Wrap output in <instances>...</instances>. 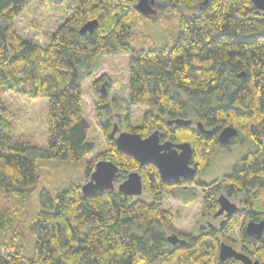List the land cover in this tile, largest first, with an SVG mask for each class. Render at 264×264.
Wrapping results in <instances>:
<instances>
[{"label": "trees", "instance_id": "1", "mask_svg": "<svg viewBox=\"0 0 264 264\" xmlns=\"http://www.w3.org/2000/svg\"><path fill=\"white\" fill-rule=\"evenodd\" d=\"M171 1L170 11L187 12L175 44L135 50V0H81L67 9V20L49 35L45 48L16 30V19L33 0H0V91L46 99L49 110L48 147L41 149L13 137L9 109L0 98V264H234L222 263L219 252L222 242L233 244L230 235L238 227L240 250L264 264V234L257 239L245 229L250 221H264L262 11L252 0H207L201 8L206 0ZM91 20H98V29L93 35L81 34ZM109 55L131 56L129 104L150 108L143 125L130 132L146 138L159 131L163 142L189 143L196 176L178 185L164 183L155 166H142L107 134V150L88 163L83 181L90 180L99 161L109 160L120 168L117 185L139 172L152 202L118 190L85 196L82 182L70 179L55 196L41 194L44 209L31 223V234L20 215L40 183L39 158L80 162L96 150L83 114V84L91 75L85 70ZM176 119L193 124H169ZM198 122L212 136L201 133ZM109 125L102 122L105 130ZM228 126L239 135L221 145L218 137ZM239 141L254 149L231 173L202 184L198 173L210 166L217 149L230 150ZM175 187H200L208 215L218 212L222 194L239 197V210L219 225L200 227L198 235L182 236L165 205ZM27 234L36 237L31 253L25 247ZM172 234L187 244L171 245Z\"/></svg>", "mask_w": 264, "mask_h": 264}, {"label": "rangeland", "instance_id": "2", "mask_svg": "<svg viewBox=\"0 0 264 264\" xmlns=\"http://www.w3.org/2000/svg\"><path fill=\"white\" fill-rule=\"evenodd\" d=\"M137 1L135 0V4ZM80 2L81 0H33L15 21L17 33L26 40H32L45 48L49 42V35L56 32L67 20V9L75 7ZM186 14L187 12L183 10L175 9L170 12L165 11L163 15L152 19L136 11L132 22V47L135 50H152L160 46L174 45L180 31V19ZM131 65L130 55H109L100 57L91 68L85 70L91 75L86 76L83 84V114L91 126L89 141L96 145V150L80 162L39 158L40 183L34 195L24 205L22 203L20 215L31 234V223L36 219L38 212L44 209L40 200L44 191L55 196L56 191L70 179L85 184L83 180L88 163L107 150V134L112 132L113 127L118 125V133H122L130 132L131 128H140L143 125V118L150 108L129 104ZM103 85H105V95L101 92ZM0 98L9 109L13 137L18 141L47 149L48 101L43 98H24L11 91H0ZM102 122H110L108 130L103 128ZM253 149L250 143L240 141L230 150L219 147L210 166L198 173V178L208 183L221 179L231 173L242 157ZM173 192L165 197V205L175 216V229L178 234L198 235L200 227L219 225L222 221V218L205 213L200 187L189 189L175 187ZM141 198L152 202L151 196L145 193ZM2 199L8 200L5 197ZM231 201L239 204V197ZM20 225L21 223H17V226ZM239 232L240 227L230 235L233 244L229 243V245L236 249L240 248L241 243ZM31 234H27L24 240L28 253H31L36 240V237Z\"/></svg>", "mask_w": 264, "mask_h": 264}, {"label": "water", "instance_id": "3", "mask_svg": "<svg viewBox=\"0 0 264 264\" xmlns=\"http://www.w3.org/2000/svg\"><path fill=\"white\" fill-rule=\"evenodd\" d=\"M154 2L155 0H138L134 8L146 17L157 16L158 12L153 7ZM252 3L264 13V0H252ZM262 21L264 22V19ZM98 27V20H91L82 27L80 33L93 35ZM101 92L105 95V85H103ZM169 124L190 126L193 124V120L176 119L169 121ZM197 129L209 136L213 134V131L206 130L201 122L197 123ZM117 132L118 128L115 126L109 135L110 140L116 144L117 148L131 156L142 166H155L159 170L164 183L178 185L196 176V171L191 165L193 150L189 143L163 142L159 131L146 138L132 132H122L117 137ZM238 135L239 132L236 128L228 126L220 133L218 141L221 145H227ZM119 173L120 168L114 162L109 160L99 161L90 180L82 185L83 194L92 196L98 191L104 190H118L129 197H141L144 194V183L139 172L130 173L122 183L117 185L116 179ZM200 182L202 184L207 183L202 180ZM218 203L220 208L215 214L218 218L222 216L229 218L239 210L238 204L232 202L224 194L219 196ZM245 229L247 235L261 239L264 234V221H250ZM168 242L173 246L187 244V241L181 239L177 234L170 235ZM219 259L222 263L233 260L242 264H259V261H253L249 256L225 242H222L220 246Z\"/></svg>", "mask_w": 264, "mask_h": 264}, {"label": "flooded vegetation", "instance_id": "4", "mask_svg": "<svg viewBox=\"0 0 264 264\" xmlns=\"http://www.w3.org/2000/svg\"><path fill=\"white\" fill-rule=\"evenodd\" d=\"M207 3V0L206 1H204V2H202V4H200L198 7L199 8H201L203 5H205ZM174 1L172 2L171 0H169V1H166V0H155V2H154V8L157 10V12H158V14H163V13H165V11H170L174 6ZM161 12V13H160ZM163 12V13H162ZM262 14V20L264 19V13L262 12L261 13ZM115 126H117V128H118V125H115ZM114 126V127H115ZM114 127H113V129H114ZM113 131V130H112ZM121 133V132H120ZM120 133H118L117 132V134H116V136H119V134ZM111 133H108V137H109V135H110ZM230 199V198H229ZM231 200V199H230ZM233 202V201H232ZM220 218H222V219H226V217L225 216H222V217H220ZM238 251H241L240 250V248L239 249H237ZM242 252V251H241ZM233 261V260H232ZM254 261V260H253ZM234 263H238V264H242V263H240V262H235V261H233Z\"/></svg>", "mask_w": 264, "mask_h": 264}, {"label": "clouds", "instance_id": "5", "mask_svg": "<svg viewBox=\"0 0 264 264\" xmlns=\"http://www.w3.org/2000/svg\"><path fill=\"white\" fill-rule=\"evenodd\" d=\"M118 137V136H117Z\"/></svg>", "mask_w": 264, "mask_h": 264}]
</instances>
